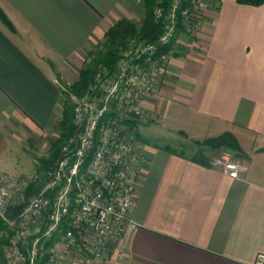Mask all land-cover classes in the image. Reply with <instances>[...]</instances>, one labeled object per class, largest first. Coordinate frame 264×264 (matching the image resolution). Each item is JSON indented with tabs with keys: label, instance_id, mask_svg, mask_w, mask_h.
Listing matches in <instances>:
<instances>
[{
	"label": "crops",
	"instance_id": "0c3cea01",
	"mask_svg": "<svg viewBox=\"0 0 264 264\" xmlns=\"http://www.w3.org/2000/svg\"><path fill=\"white\" fill-rule=\"evenodd\" d=\"M0 10V172L12 173L31 164L25 140L44 146L55 133L60 79L77 75L83 50L128 10L123 0H0ZM202 24L173 51L145 117L190 142L230 133L244 171L229 178L192 160L196 148L182 154L147 143L153 134L145 130L136 228L122 260L110 242L96 264H253L264 254V4L206 5Z\"/></svg>",
	"mask_w": 264,
	"mask_h": 264
},
{
	"label": "built area",
	"instance_id": "2783aa9c",
	"mask_svg": "<svg viewBox=\"0 0 264 264\" xmlns=\"http://www.w3.org/2000/svg\"><path fill=\"white\" fill-rule=\"evenodd\" d=\"M224 1L170 0L165 13L155 8L154 17L163 26L155 42L129 40L113 70L108 72L101 67L83 94L62 88L72 106L74 135L44 171L35 170L27 177L15 179L22 195L30 185H43L27 199L17 216L18 230L11 236L5 256L7 264H24V240L38 219L40 227L33 231L34 239L27 249L29 264H35L40 240L55 234L60 237L49 248L46 264H69L82 255L101 260L110 242L114 243L116 258L122 260L126 240L136 228L131 210L142 173L139 143L130 138L125 128L143 114L145 99L162 79L174 51L172 42L178 26L197 34L202 28L204 7ZM169 45L173 49L162 52ZM208 167L219 169L232 179L244 171L229 149L210 158ZM12 180L0 176V219L5 224L9 223L6 206ZM61 227L66 228L62 234ZM253 264H264V254H257Z\"/></svg>",
	"mask_w": 264,
	"mask_h": 264
},
{
	"label": "trees",
	"instance_id": "16d2710c",
	"mask_svg": "<svg viewBox=\"0 0 264 264\" xmlns=\"http://www.w3.org/2000/svg\"><path fill=\"white\" fill-rule=\"evenodd\" d=\"M239 4L250 5V6H259L264 4V0H235ZM144 7V17L142 20L141 27L139 29L135 28V25L130 22L128 19H120L113 26H111L107 32L104 34V38L102 42L98 43L95 47L98 49L94 51H90L87 53L88 57L91 58L90 62L84 63L81 69L78 72L77 80L72 84V86L68 87V92L74 93L76 95L83 94L88 86L93 82L95 68L100 65L106 71L111 72L114 68V65L117 59L121 56V49H124L129 40L134 39L137 41H147V42H155L163 32V26L161 20H156L154 17V9L161 8L162 12L165 13L168 6L170 5V0H142ZM0 19L3 22H7L5 16L0 10ZM178 30L183 31V27L181 25L178 26ZM172 47L169 45L168 47L162 48V52H167L171 50ZM93 56V58L91 57ZM66 97V94H65ZM67 101V100H66ZM71 104L65 102L63 104L62 110V122L60 124V128H62L63 134L59 140L53 142L52 145V153L48 160H43L39 164V168L41 171H44L48 165H50L54 160H56L59 156L58 147L60 140L64 139L68 135L74 134V127L72 125V121H70V108ZM192 144L196 148V152L191 157L192 160L201 163L204 166H208V159L204 156V151L211 150L216 151L220 149H229L236 156H239V146L237 141L230 133H223L217 137L208 138L201 142L192 141ZM43 182L38 184L30 185L26 191V200L39 191ZM22 205L18 207H14L8 211V215L10 219L15 220L21 211ZM7 225L0 219V231L6 233L9 237L12 235L10 230L6 229ZM65 227H61V234L65 232ZM60 234V235H61ZM59 235H54L50 239L42 238L39 243V252L36 257V264H46L48 259V250L51 248L59 239ZM34 237H29L26 241V245L22 247V252L24 254L25 262L24 264H29V258L27 254V249L30 248ZM3 244H8V237L0 238V255H1V247ZM41 252L42 255H41ZM40 255V256H39ZM39 256V257H38ZM0 264H5V262L1 259Z\"/></svg>",
	"mask_w": 264,
	"mask_h": 264
},
{
	"label": "rangeland",
	"instance_id": "374dc122",
	"mask_svg": "<svg viewBox=\"0 0 264 264\" xmlns=\"http://www.w3.org/2000/svg\"><path fill=\"white\" fill-rule=\"evenodd\" d=\"M123 1H124V5L126 6L128 12L125 13L126 16H125V18H122V19H128L130 22H132L135 25L136 29H139L141 27L142 20L144 17V7H143L142 0H123ZM190 24H193V21H191ZM190 24H188V26ZM201 24H202V20H201ZM197 34H193V32L188 31L185 28H183V31H180L177 29L176 38L172 42V46L174 47V51L177 53V51H181L182 48L185 49L184 47L187 46L188 40L194 39L197 36ZM96 49H98V48L93 47L91 49L83 50V54H82L83 58H84L83 64L88 63L91 60V58L88 57L87 53L90 51H94ZM175 52L171 53L170 56L174 57ZM91 57L93 58V56H91ZM53 68H54L55 72H57L56 67H53ZM100 68H101L100 65L96 66L95 74ZM77 78H78V73H77V75H75V73H73V74L71 73L69 75V77L60 79V85L65 90H68V87L72 86V84L77 80ZM63 98H64L63 99V104H64L65 102H67L66 97H65V93H63ZM69 109H70V121H72V106ZM62 110H63V105L61 107L60 114H58V117L54 122V132L55 133L52 135V137H50V140L46 145L40 146V145H36L35 143H33L29 140H25V142L22 146V149L24 152V156L27 157V160H32L31 164L28 163V165L24 169H22V170L16 169L17 171H12V173L0 172V176H7V177L13 178V180L11 181L12 182L11 183L12 189L10 191L9 199H8L7 206H6V213H7L6 217H7L8 222H9V223H6V225H7L6 229L10 230L12 232V235L16 234V232L18 230L17 225L15 223L17 218L15 220L10 219V217L8 215V211L11 210L12 208L16 207V206L18 207L19 205H22L23 203L27 202L25 195H26V191L28 189L27 188V189L23 190V195H22V193H20L22 189L20 191H18L16 189L18 187V181H16L15 179L20 178V177H27L35 170L41 171V169L39 168V164L43 160L49 159L50 154L52 153V150H53L52 149L53 142L56 140H59L61 138V135L63 134L64 130H62V128H60V124L62 122V113H63ZM127 125H128V127L125 129L129 130L130 138L134 139L138 143H139L140 138L144 139V138H142L143 134H144L143 132L150 130L149 132H152L153 136L151 139H149V138L144 139V140H146L147 143H151L152 141H155L160 145H168L169 147L174 148L176 151L181 152L182 154H190L189 148L195 149V146L192 144V142L186 141L185 138L179 136L177 133H171V132L166 131L165 129H163L161 127L162 124L159 125L155 122L154 118H150V117L146 118L144 111L140 117L134 118L133 120L128 122ZM145 125L147 126V129L144 128ZM73 135L74 134L68 135L64 139L60 140V142L58 144L59 145L58 152H60L61 148L67 142H69V140L73 137ZM221 150H223V149H221ZM33 161H35V162H33ZM32 164H34L35 166L32 167ZM19 173H22V175H18ZM40 222H41V219H38L34 222V224L32 226L29 227V230H28L29 235L24 241H27V239L29 237H31L33 231L36 228L40 227ZM0 233H1L0 238L2 236L6 237V238L8 237V244L2 245L1 255H0V262L2 259L5 262V264H7L5 256H6V253L8 252V250L10 248V240H11L12 235L9 237L6 233H3L2 231H0ZM42 253L43 252H41V255H42ZM73 260L79 261L80 264L87 263V262H88L87 264H96L97 262H100V261H95L94 259H92L90 256H87V255L86 256H84V255L79 256V258H74ZM73 260H70L71 264H73Z\"/></svg>",
	"mask_w": 264,
	"mask_h": 264
}]
</instances>
